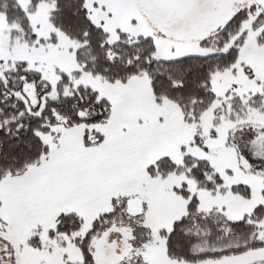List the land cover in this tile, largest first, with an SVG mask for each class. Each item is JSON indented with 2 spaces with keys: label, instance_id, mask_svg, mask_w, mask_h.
I'll return each instance as SVG.
<instances>
[{
  "label": "snow or ice",
  "instance_id": "obj_1",
  "mask_svg": "<svg viewBox=\"0 0 264 264\" xmlns=\"http://www.w3.org/2000/svg\"><path fill=\"white\" fill-rule=\"evenodd\" d=\"M0 264H264V0H0Z\"/></svg>",
  "mask_w": 264,
  "mask_h": 264
}]
</instances>
